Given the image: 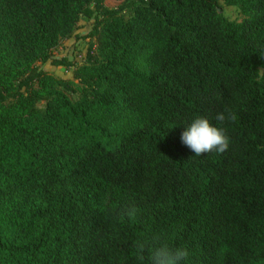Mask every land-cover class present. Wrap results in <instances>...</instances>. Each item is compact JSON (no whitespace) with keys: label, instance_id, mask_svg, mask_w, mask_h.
Here are the masks:
<instances>
[{"label":"trees","instance_id":"1","mask_svg":"<svg viewBox=\"0 0 264 264\" xmlns=\"http://www.w3.org/2000/svg\"><path fill=\"white\" fill-rule=\"evenodd\" d=\"M105 1L0 0V264H264V0Z\"/></svg>","mask_w":264,"mask_h":264},{"label":"rangeland","instance_id":"2","mask_svg":"<svg viewBox=\"0 0 264 264\" xmlns=\"http://www.w3.org/2000/svg\"><path fill=\"white\" fill-rule=\"evenodd\" d=\"M106 5L109 7L116 6L119 2L115 0H106ZM218 11L229 20H241L243 16L235 6L225 5L219 2ZM92 21L81 19L78 23V29L75 32V36L71 39L61 41L57 47L52 50V56L61 58L67 57L74 62L82 63L85 59L88 39L84 37L89 32ZM40 64V63H39ZM41 68L47 72L54 74L57 77L63 79H72L71 69H65L61 66L54 67L49 62L40 64Z\"/></svg>","mask_w":264,"mask_h":264}]
</instances>
